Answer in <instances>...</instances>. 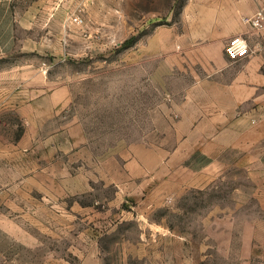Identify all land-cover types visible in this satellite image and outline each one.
Returning <instances> with one entry per match:
<instances>
[{
    "label": "rangeland",
    "instance_id": "rangeland-1",
    "mask_svg": "<svg viewBox=\"0 0 264 264\" xmlns=\"http://www.w3.org/2000/svg\"><path fill=\"white\" fill-rule=\"evenodd\" d=\"M59 2L84 20L80 52L45 69L70 94L58 134L29 140L13 113L0 125V264H264V141L229 146L222 73L180 50L137 56L100 29L90 50L118 5Z\"/></svg>",
    "mask_w": 264,
    "mask_h": 264
},
{
    "label": "crops",
    "instance_id": "crops-1",
    "mask_svg": "<svg viewBox=\"0 0 264 264\" xmlns=\"http://www.w3.org/2000/svg\"><path fill=\"white\" fill-rule=\"evenodd\" d=\"M59 1L24 0L21 4L0 0V60L7 61L0 69V125L8 124L10 113L17 115L30 133L29 140L41 139L49 125H56L53 133L61 131L57 119L70 94L63 86L48 88L51 80L45 69L80 52V26L65 21L69 14L62 15ZM111 1L118 8L110 14L118 17H105L103 27H91L86 48L94 50L98 45L95 38L100 29L107 36L118 33L120 46L125 44L126 50L135 46L137 56L142 52L154 58L160 52L180 50L187 52V59L198 58L215 66L222 73L217 75L220 95H216V106L222 122L236 135V142L229 146L250 148L264 141V30L256 31L248 22L259 10L264 11V0ZM74 11L71 7L70 12ZM149 27L146 38L139 40L140 32ZM235 36L247 39L252 51L249 56L232 60L226 55L225 44ZM227 69H231V77L220 84ZM250 121L253 135L241 143L240 125ZM255 239L254 233L248 238L253 245Z\"/></svg>",
    "mask_w": 264,
    "mask_h": 264
},
{
    "label": "built area",
    "instance_id": "built-area-1",
    "mask_svg": "<svg viewBox=\"0 0 264 264\" xmlns=\"http://www.w3.org/2000/svg\"><path fill=\"white\" fill-rule=\"evenodd\" d=\"M70 21L78 25L83 24L84 20L79 16H71ZM248 22L251 27L256 31L264 30V11L259 10L253 17H251ZM226 55L232 60H239L245 58L251 54V49L249 42L245 37L235 36L230 38L224 47Z\"/></svg>",
    "mask_w": 264,
    "mask_h": 264
}]
</instances>
